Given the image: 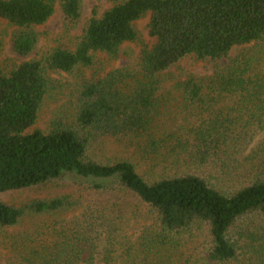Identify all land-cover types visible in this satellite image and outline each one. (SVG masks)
<instances>
[{
    "label": "trees",
    "instance_id": "obj_1",
    "mask_svg": "<svg viewBox=\"0 0 264 264\" xmlns=\"http://www.w3.org/2000/svg\"><path fill=\"white\" fill-rule=\"evenodd\" d=\"M83 5L0 0V20L17 29L13 55L32 56L34 29L57 8L65 23L78 25ZM148 16L155 43L134 68L85 75L97 55L120 60L123 47L139 41L136 23ZM189 57L212 64L213 73L168 86L171 70ZM53 73L74 82L59 85ZM51 98L67 102L45 131L32 132ZM175 104L180 113L172 117ZM109 140L134 147L155 176L145 178L128 159L97 158L95 149ZM68 175L94 182L96 193L112 183L146 213H118L119 203L90 207L77 193L21 208L0 202V233H17L8 238L15 264L235 261L230 233L250 218L264 223V0H116L90 20L74 50L0 69V195ZM34 218L45 223L33 233L21 229ZM192 251L202 258L193 262L186 255Z\"/></svg>",
    "mask_w": 264,
    "mask_h": 264
},
{
    "label": "rangeland",
    "instance_id": "obj_2",
    "mask_svg": "<svg viewBox=\"0 0 264 264\" xmlns=\"http://www.w3.org/2000/svg\"><path fill=\"white\" fill-rule=\"evenodd\" d=\"M115 3L116 0H83V18L76 26L65 23L60 9L57 8L54 16L48 23L34 29L39 36V44L32 56L25 60L18 59L11 51V40L17 29L8 22L0 20V69L6 72L25 61H41L58 48L74 50L90 20L94 17L102 16L107 10L111 9ZM149 20L150 16L136 23V28L139 32V41L126 44L123 47V57L120 60L114 61L106 55H97L94 66L90 70L84 71L85 75L93 79L103 78L110 72L122 68H134L138 63V58L143 49L152 47L155 43L154 39H152L149 34ZM241 51L250 52L248 48L241 49ZM212 73V64L203 63L189 57L171 70L168 77L171 83H169L168 86L171 87L176 81L180 79L184 80L189 76L204 78L210 76ZM51 77L58 82L59 85L67 84L66 82H74L71 77L62 76L57 73L51 74ZM66 102L67 100L65 98L59 101L55 98L48 100L32 132L35 130L45 131L58 108L63 106ZM175 106L177 105L175 104L174 108ZM174 108L172 117L180 113L178 112L180 111L179 109ZM171 124H173L172 121ZM94 155L104 162L113 163L127 159L131 160L136 163L139 173L145 178L150 179L155 176L151 170V165L147 164L145 159H142V156H137L134 147L128 148L119 141L109 140L101 143L95 149ZM163 171V169H158L156 172L160 174ZM93 184L94 182L92 181L68 175L48 186L2 194L0 195V202L21 208L36 200L53 199L61 195L77 193L84 197L86 205L90 207L96 205V207L99 208H111L119 203L118 213L129 214L135 211L141 215L146 213V210L136 199L120 194L116 190L114 184H105L109 189L99 193L93 190ZM141 221L143 222L142 224L149 225V220H146L145 217L141 218ZM44 223L45 219L42 218L28 219L21 229L24 230V228H26L28 232L33 233ZM17 231L19 233L20 230ZM132 232L133 227L130 233ZM12 234L15 235L17 233L15 231H12V233L10 231H3L0 233V264H15V254L10 248L11 240L8 239ZM229 239L235 245L238 253L237 259L230 264H260L264 262V255L261 254V249L264 246V223L262 220L250 218L241 221L230 233ZM186 255L195 257L194 260H192L193 262L199 261L202 258V255L193 253V251L186 253Z\"/></svg>",
    "mask_w": 264,
    "mask_h": 264
}]
</instances>
